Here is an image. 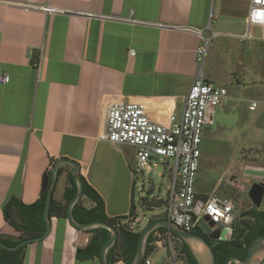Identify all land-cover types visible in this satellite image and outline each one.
I'll return each instance as SVG.
<instances>
[{"label":"crops","instance_id":"0c3cea01","mask_svg":"<svg viewBox=\"0 0 264 264\" xmlns=\"http://www.w3.org/2000/svg\"><path fill=\"white\" fill-rule=\"evenodd\" d=\"M236 5V0H0V77H9L0 83V237L20 235L3 218L5 201L14 197L34 203L44 191L43 175L50 176L63 159L75 163L80 179L100 195L108 218L127 216L133 206L136 221L129 230L141 232L133 195L135 150L105 140V107L119 100L140 101L150 119L161 124L180 113L199 68L195 50L202 40L191 29H204L211 15L216 36L207 53H218L219 46L227 61L210 55L202 70L208 82L225 87L228 95L216 110L214 124L202 130L199 168L212 142L218 148L229 141L236 144L235 153L216 150L215 158L229 159L225 172L233 166L230 171L246 187H216L210 193L213 187H198V169L195 192L205 198L230 191L245 201L253 184L264 186V88L248 83L233 65L227 67L233 61L234 39H253L252 30L258 27L251 29V38H240L248 0L244 32L232 33V20L239 18ZM44 7L56 11L44 12ZM230 87L235 94H229ZM226 102L228 114L235 111L236 117L217 121ZM251 102L257 103L253 111L248 108ZM245 172L263 175L247 177ZM73 173L67 164L57 167L51 198L65 203ZM80 202L86 208L93 205L85 196ZM49 221L47 236L26 244L22 264H101L100 256L76 257L93 233L73 227L67 217ZM113 245L115 261L107 263V251L106 263L124 264L117 253L127 244L118 232Z\"/></svg>","mask_w":264,"mask_h":264},{"label":"built area","instance_id":"2783aa9c","mask_svg":"<svg viewBox=\"0 0 264 264\" xmlns=\"http://www.w3.org/2000/svg\"><path fill=\"white\" fill-rule=\"evenodd\" d=\"M44 12L53 13L51 7L42 8ZM214 16L209 17L208 25L201 30L191 29L200 37L202 44L195 50V59L199 68L188 92L183 99L180 113H172L166 124L154 122L147 114L145 104L140 101L119 100L105 107L104 135L106 141L117 146H128L135 150L136 172L153 170L162 176L169 163L170 181L161 218L172 222L183 232L191 233L196 226L210 225L211 231L220 228L230 229L234 222V200L230 197L212 194L206 198L198 197L195 192V182L199 169L200 144L202 130L205 126L214 124L216 110L228 92L225 87L216 86L204 78L202 66L212 39L216 33L210 23ZM264 29V0H249L245 32L241 39L251 38V29ZM264 39V30H262ZM133 55V51H129ZM9 81L3 74L0 83ZM257 107L252 102L249 110ZM136 218L127 215L120 224L128 229L134 227ZM152 241L160 246L161 239L168 242V253L161 264H186L180 253L181 239L170 231L151 233ZM175 246L173 245V241ZM141 264H154L144 257Z\"/></svg>","mask_w":264,"mask_h":264},{"label":"trees","instance_id":"16d2710c","mask_svg":"<svg viewBox=\"0 0 264 264\" xmlns=\"http://www.w3.org/2000/svg\"><path fill=\"white\" fill-rule=\"evenodd\" d=\"M57 174H59V170L57 171ZM69 180L71 188L65 189V203L61 204L53 198L50 199L48 209L49 218H66L67 206L77 192L75 180L72 175L69 177ZM81 182L83 188L82 196L89 199L93 205L86 208L82 205L79 199L71 209V215L74 221L81 225L91 222H105L112 225L117 230L119 238L123 239L127 244L122 247V250H119L117 256L124 257V264H131L135 257L140 232L133 233L126 228L125 225L120 224L126 216L108 218L104 213L103 200L100 195L89 186L83 178H81ZM46 193L47 190H44L40 197L32 204H24L14 197L5 201L1 209L3 218L13 228L19 231L20 235L18 238L14 239L0 237L1 243L8 247H14L26 239L40 237L45 232L43 210ZM144 201L146 200H143V202ZM133 211L134 207L132 206L128 215L133 216ZM241 215L242 218H238L237 221H234L231 225V238L226 242H218L214 248V253L218 258L217 264H226L229 259L244 260L247 255L248 247L256 239L264 236V209L259 210L256 207H252L243 211ZM158 230L163 232L165 229L159 228ZM193 231L201 232L202 230L199 226H196ZM88 232L93 233V236L86 247L83 249H77V259H89L94 256L99 257L102 247L110 237V232L105 228H94ZM151 241L152 238L150 234L147 237L144 257H146L153 249L152 246H149V242ZM25 247L26 245H23L16 250H8L0 246V264H22ZM115 248L116 245H113L108 250L106 256L107 263L115 261V259L113 260L111 258ZM179 250L186 264H198L184 242L181 244Z\"/></svg>","mask_w":264,"mask_h":264},{"label":"rangeland","instance_id":"374dc122","mask_svg":"<svg viewBox=\"0 0 264 264\" xmlns=\"http://www.w3.org/2000/svg\"><path fill=\"white\" fill-rule=\"evenodd\" d=\"M247 2L248 0H236L237 7L234 14L239 18L232 20L233 21L232 26L229 27L231 32L236 35H240L242 32H244L243 17L246 14ZM252 34L254 38L250 40H246L244 42L242 41L239 42L238 39H234L233 41L234 47L232 50L233 61L231 64H228L230 68L229 66L227 67L228 69H232L231 66L233 65V67L237 70L236 73L239 72L243 74V76L246 78L248 83L254 84L256 85V87L264 88V39H262V37L260 38V36L262 35V30L260 28H254L252 30ZM217 51L218 53L214 55L212 54V52L211 53L208 52L206 54L204 64L202 66L204 71L207 64L210 63V61L208 62L209 60L208 58L210 55H212V58H215L216 56L217 58L219 57L222 58L223 62L224 60L227 61V58L222 48L217 46ZM197 64L199 65V63ZM234 78L238 79L236 75ZM238 80H240V78ZM229 94L230 95L235 94V91L232 87H230ZM228 102L225 103L226 107H224L223 113L218 115L217 121H219V118L225 119L228 117L232 118L233 116L236 117L237 113L235 111H230L228 114V109H227L229 108L227 107ZM262 139L264 140V138ZM208 150L210 152L206 151L207 153L205 155L203 154L201 158L199 174L197 178L198 187H202V189H209L213 187L210 193H215L216 187H223V188L226 187L228 190H236V191L242 190L243 189L242 187H244L245 189L246 184L244 183L242 184L241 180H239V177L235 173L230 171L232 170L233 166L230 165L229 168H227L228 169L227 171L229 172L227 173L225 172V169L227 167V161L230 160L215 158V156L218 154L216 150H219L220 152L228 151L229 155H233L236 150V144L232 145V143L228 141V144L226 146L219 145L217 148L215 142H212ZM171 164L172 162L169 163V167ZM169 167L165 168L162 176H158L157 173H155L153 170L149 171L148 173L146 172L135 173V177L137 178V180L135 181V186L133 188V195H134V204L137 209L136 210L137 218L140 221L139 226L142 227L141 230L143 229L144 224L145 226H147L148 224L155 222L158 219L157 216H160L163 212L164 206L162 205V202L165 199L166 191L170 181ZM261 175L263 174L254 173V172L253 173L245 172V176L247 177L249 176L259 177ZM200 192L208 193L202 190H200ZM224 193H225L224 194L225 197L233 198L234 200L233 214L238 218H242L241 213L243 211L254 207V205L248 198L249 195L247 192L244 195L245 201L239 199L240 196L239 193L236 196L235 194H232L230 191H225ZM143 200L146 201L143 202ZM257 209L262 210L264 209V206L261 205ZM151 244L153 246V249L149 254V257L154 264H161L166 258L168 253V242L166 239L162 238L160 246L155 245L153 241H151ZM173 245L175 246L174 241H173ZM191 246L194 249L193 243ZM200 246L198 247L200 248Z\"/></svg>","mask_w":264,"mask_h":264},{"label":"water","instance_id":"95a60500","mask_svg":"<svg viewBox=\"0 0 264 264\" xmlns=\"http://www.w3.org/2000/svg\"><path fill=\"white\" fill-rule=\"evenodd\" d=\"M61 164H67L73 168V172H74L73 174H74V178L76 181V187H77V192H76L74 198L70 201V203L67 206L66 217L69 220L70 224L73 227L77 228L78 230L87 231V230H91L94 228H105L110 232V237H109L108 241L105 243V245L102 247L101 252H100L101 264H107L106 260H105V253L114 244V242L117 238V230L112 225L105 223V222H91V223L81 225V224H77L74 221V219L71 215V209H72L73 205L82 196V189L83 188H82L81 179L78 175V167L76 166L75 163H73L72 161L67 160V159H63V160L58 161L55 164V166L53 167L51 175L47 176L44 174L43 178H42L41 190L43 191V190L47 189L45 203H44V210H43V219L45 222V232L40 237L32 238V239H26L14 247H8L1 242H0V246L5 248V249H8V250H16V249L20 248L21 246L26 245L28 243L41 241L47 236V234L50 230V221H49L50 218L48 216L49 203H50V199L52 196L53 188L55 186L56 169ZM49 181H51V184L48 186ZM248 195L251 198L252 202L255 204V206L259 207L261 201L264 200V186L262 184H253L251 186L249 192H248ZM210 227H212V224H210V225L202 224L201 225L202 232H204L205 234H209L210 238H213V239L221 238V240H226V239L231 238V235H232L231 230H229V229L221 230L220 228H217L216 230L211 232ZM159 228H164V229L170 231L173 235H175L179 239H181V241L184 242L188 246L191 254L196 259L198 264H216L213 249H212L210 243L207 242L202 236L192 234V233L183 232L181 229H179L177 226H175L172 222H170L166 219H163L161 217L158 220H156L155 222L148 224L147 226H145L141 230L140 235H139V239H138L136 255H135V258L131 264H139L140 263V261L144 257V251H145L147 237L149 236V234L153 230L159 229ZM222 234H224L225 237H219V235H222ZM190 241H196L198 244H200L204 248L205 252H204L203 257L196 254V252L194 251V249L192 248V246L190 244ZM263 260H264V236L256 239L248 247L247 255H246L244 260L229 259V260H227L226 264H262Z\"/></svg>","mask_w":264,"mask_h":264},{"label":"flooded vegetation","instance_id":"af4514ba","mask_svg":"<svg viewBox=\"0 0 264 264\" xmlns=\"http://www.w3.org/2000/svg\"><path fill=\"white\" fill-rule=\"evenodd\" d=\"M211 231V230H210ZM211 232H213V231H211ZM192 234H196V235H200V236H202L207 242H209L210 243V245H211V247H212V249H213V252H214V248L216 247V245H217V243L218 242H226V241H228L229 239H226V240H221V238H218V239H213V238H210L209 237V234H205L204 232H196V231H192L191 232ZM219 237H225V235L224 234H222V235H219ZM214 256H215V262H216V264H217V257H216V255H215V253H214ZM196 260V259H195ZM198 263V262H197Z\"/></svg>","mask_w":264,"mask_h":264},{"label":"bare ground","instance_id":"6f19581e","mask_svg":"<svg viewBox=\"0 0 264 264\" xmlns=\"http://www.w3.org/2000/svg\"><path fill=\"white\" fill-rule=\"evenodd\" d=\"M192 243H193V245H194V250H195V252L199 255V256H201V257H203L204 256V248L203 247H201L200 246V244H198L196 241H190V244L192 245ZM197 245H196V244ZM198 246H200V248L198 247Z\"/></svg>","mask_w":264,"mask_h":264}]
</instances>
